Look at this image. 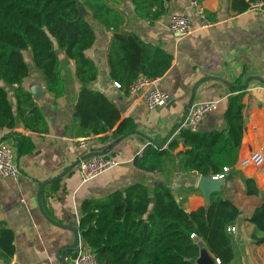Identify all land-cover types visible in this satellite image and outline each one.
Here are the masks:
<instances>
[{"label": "crops", "instance_id": "obj_1", "mask_svg": "<svg viewBox=\"0 0 264 264\" xmlns=\"http://www.w3.org/2000/svg\"><path fill=\"white\" fill-rule=\"evenodd\" d=\"M125 1L128 6L129 0ZM200 3L213 25L205 29L197 28L188 36L174 33L169 21L174 13H188L198 22L191 0H170L169 12L154 21L137 18L133 12L134 6L129 5L121 31L96 25L95 43L86 53L96 61L99 76L90 86L118 100L123 106L122 117H134L138 131L126 136L109 152L118 159L116 166L83 182L78 173L79 164H76L63 177L44 186V208L53 219L75 226L81 232L83 200H104L114 191L135 183H169L188 212L205 205V198L197 187L200 177L194 182L195 175L182 172L176 156L189 148L181 139V131L185 128L188 103L196 84L193 105L206 101L217 104V108L204 118L200 129H223L230 97L241 92L244 132L238 161L255 151L264 153V21L257 11L235 9L233 0H201ZM120 34L129 48L124 63L114 62L109 57L112 38H118ZM158 47L173 54L168 71L157 77L158 86L171 94V100L165 106L149 109L143 92L131 94L127 85L149 71V63ZM122 65H127L124 72L121 71ZM65 78L66 93L58 99L47 92L39 75L30 76L24 81L28 89L38 83L45 89L44 94L34 100L43 112L47 129L35 130L24 119H19L12 129L0 127V140L16 148V162L20 168L17 180L0 176V226L7 231L3 236L0 233V264H64L57 252L60 249L63 252L65 245L73 242L75 236L72 231L55 225L42 213L37 198L39 182L59 175L88 152L102 150L105 144L112 141L103 143L99 135H77L73 111L81 84L76 80L73 69L72 75ZM115 81H120L123 87H116ZM10 99L25 117L28 111L23 112L20 101L12 92ZM16 133L31 137L35 145L33 151L24 155L18 153ZM82 137H89V147L86 149L79 145L78 139ZM176 139L179 145L171 151L173 156L164 164V171H147L135 165L136 157L142 156L148 145L161 144L169 148ZM237 163L236 169L255 178L264 189V167H239ZM229 194L241 208L242 214L231 225L236 229L229 230L235 257L228 264H264V243H255L252 237L254 224L246 219L259 199L246 196L241 190ZM198 239L204 241L196 235V242ZM81 240L80 246L86 245L82 235ZM72 256L73 253L69 252L66 258L68 264H73ZM217 264H223L221 259Z\"/></svg>", "mask_w": 264, "mask_h": 264}, {"label": "trees", "instance_id": "obj_2", "mask_svg": "<svg viewBox=\"0 0 264 264\" xmlns=\"http://www.w3.org/2000/svg\"><path fill=\"white\" fill-rule=\"evenodd\" d=\"M169 1L129 0L128 6H134L137 18L154 21L169 12ZM251 1L255 0H233V4L235 9L244 11ZM126 3L123 0H0V127L12 129L19 119H24L35 130L48 128L40 106L24 85L32 74L25 51L31 52L35 71L54 99L66 93L61 51L64 58L74 61L71 70L81 84L73 111L77 135H99L107 143L136 133L138 124L130 115L122 117L123 106L118 100L90 86L98 79L99 68L86 53L95 43L96 25L107 30L123 29L129 12ZM80 6L86 10L83 16ZM128 49L122 34L118 38L114 36L109 57L124 63ZM172 60V53L158 47L145 75L163 76ZM126 68L127 65H122L121 71ZM11 92L20 101L23 112L28 111L25 117L10 99ZM243 108L240 92L230 97L223 129L181 131V139L189 148L176 154L179 169L195 175L194 182L200 176H213L230 166L221 190L212 194L209 203L188 212L167 182L135 183L114 191L104 200H83L80 221L83 242L96 251L103 264H197L192 259L199 255L200 246L193 234L203 238L223 264L230 263L235 250L229 227L242 214L229 194L231 191L241 190L244 195L259 199L246 219L254 224L255 243H264V189L255 178L235 168L244 132ZM110 131L111 135H104ZM16 135L20 155L33 151L35 145L30 136ZM178 145V139L169 148L150 144L142 156L136 157L135 165L147 171H164V164ZM0 233L3 236L7 231L0 226Z\"/></svg>", "mask_w": 264, "mask_h": 264}, {"label": "built area", "instance_id": "obj_3", "mask_svg": "<svg viewBox=\"0 0 264 264\" xmlns=\"http://www.w3.org/2000/svg\"><path fill=\"white\" fill-rule=\"evenodd\" d=\"M191 4L196 8L199 19L198 22H195L188 13H174L170 18L169 27L178 36H188L197 28L205 29L213 25V22L208 18L205 8L199 0H191ZM249 9L259 12L264 21V0L251 1ZM158 80V78L140 75L127 85V90L131 94L143 92L145 103L149 109L162 107L170 102L171 94L158 86ZM114 85L118 88L123 87V84L119 81H115ZM216 108L217 104L214 101L194 104L188 111L184 120V127L192 131L199 130L207 114ZM78 142L82 148L86 149L89 147V137L79 138ZM16 156V148L12 144L0 140V176L9 177L14 180L19 178L20 168L16 162ZM117 164L118 159L109 153L93 155L79 162L78 173L81 180L87 182ZM249 165L262 169L264 167V153L255 151L249 156L241 158L237 163L239 167ZM229 171L230 166H225L222 172L214 174L212 177L216 179H226ZM235 229L236 227L234 226L229 227L230 231ZM195 236L196 235L193 234V237ZM217 260L218 263H220V259L218 258ZM73 264H102V262L91 246L81 245L77 256L73 258Z\"/></svg>", "mask_w": 264, "mask_h": 264}, {"label": "water", "instance_id": "obj_4", "mask_svg": "<svg viewBox=\"0 0 264 264\" xmlns=\"http://www.w3.org/2000/svg\"><path fill=\"white\" fill-rule=\"evenodd\" d=\"M85 13H86V10L82 6H80V16H83ZM210 77H212V76H210ZM220 79H223V78L220 77ZM224 81L228 82L227 80H224ZM196 86H197V84L194 86V88L192 90V95H191L190 101L188 103V109L189 110L192 107L193 102H194ZM238 87H240V86H238ZM30 90L33 94L34 99L40 98L45 92V89L43 88V86L40 83L32 84V86L30 87ZM178 135L179 134H177V136H175V138L178 137ZM125 137H126V135H122V136L114 139L102 150L88 152L85 156L79 158L73 164L68 166L59 175H57L53 178H49V179H46V180L39 182V189L37 192V198H38V204H39L40 210L55 225L72 231L74 233V236H75V239L73 242L65 245V247H64L65 249L63 250V252H61V249L58 250V252H57V255L62 258L64 264H68L66 258L68 256L69 252L73 253L72 258L77 256L78 251H79V247H80V244L82 241L81 235H83V232L82 231L80 232L79 228H77L75 226L58 222L57 220H55L51 216H49V214L46 212V210L44 208V204H43V200H42L43 188L45 185L53 183L54 181L63 177L65 174H67L70 171V169L74 165L79 164V162L82 159H85V158L93 156V155H102V154L109 153ZM183 146H185V145H183ZM224 182H225V179H216V178H213L212 176H200L198 183H197V187L202 192V194L205 198L206 204L210 202L211 196L214 192L221 190ZM197 243L200 246V253L197 257L193 258L192 261L196 262L197 264H217L218 263L217 258H215L212 255V253H211L208 245L206 244V242L202 241L201 239H198Z\"/></svg>", "mask_w": 264, "mask_h": 264}, {"label": "rangeland", "instance_id": "obj_5", "mask_svg": "<svg viewBox=\"0 0 264 264\" xmlns=\"http://www.w3.org/2000/svg\"><path fill=\"white\" fill-rule=\"evenodd\" d=\"M60 55H61V58L63 59V61H62L63 73H64L65 77L68 78L69 75H72L71 68H72V66H74V61H69L67 57L64 58V53H62L61 51H60ZM25 56H26L27 62L29 63V65H30V67L32 69L31 76H37L38 73L35 71L34 62H33V59H32L31 52L29 50L25 51ZM66 72L69 73V75H67Z\"/></svg>", "mask_w": 264, "mask_h": 264}]
</instances>
